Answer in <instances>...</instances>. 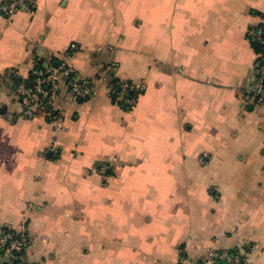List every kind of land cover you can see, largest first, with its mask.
Instances as JSON below:
<instances>
[{"label":"crops","instance_id":"obj_1","mask_svg":"<svg viewBox=\"0 0 264 264\" xmlns=\"http://www.w3.org/2000/svg\"><path fill=\"white\" fill-rule=\"evenodd\" d=\"M261 26L264 0H32L0 12V225L26 227L28 264H198L222 250L264 264V102L245 99ZM73 45L91 95L73 99L62 83L55 132L43 113L23 117L18 86ZM114 80L143 87L132 108L113 101Z\"/></svg>","mask_w":264,"mask_h":264},{"label":"built area","instance_id":"obj_2","mask_svg":"<svg viewBox=\"0 0 264 264\" xmlns=\"http://www.w3.org/2000/svg\"><path fill=\"white\" fill-rule=\"evenodd\" d=\"M32 0H6L0 6V12L4 17H13L19 12L31 7ZM250 39L263 46L257 53L254 62V70L257 76L255 89L252 94L245 96L246 100L256 99L264 102V27H257L249 32ZM102 49H99L101 51ZM76 51L73 45L70 54L58 63V67L34 69L31 73L32 81L29 84L23 81L19 84V94L22 101V115L32 119L45 114L55 128V132L64 130V116L58 102V96L63 82H67L70 96L76 100H85L91 95V82L73 76L74 71L70 66V60ZM129 89L138 93L143 91L141 85L124 83L117 94V100L125 101L129 106L135 104V100L127 99ZM59 149V141L54 139L49 148V153L56 154ZM115 160H105L101 167V173L108 172ZM30 247V239L26 227L18 229L0 225V251L9 257V261L18 260L20 264H28L25 253ZM247 259L243 253L227 250L212 251L198 264H246ZM178 264H190L187 259L181 257Z\"/></svg>","mask_w":264,"mask_h":264},{"label":"trees","instance_id":"obj_3","mask_svg":"<svg viewBox=\"0 0 264 264\" xmlns=\"http://www.w3.org/2000/svg\"><path fill=\"white\" fill-rule=\"evenodd\" d=\"M261 27H262V26H261ZM251 40H252V39H251ZM252 45L254 46V49H255L256 53L261 52L262 49H263V46L260 45L259 43H257V42L254 41V40H252ZM36 69H43L42 64L38 65V66L36 67ZM31 81H32V77H31V75H30V77H29V79L27 80V82L30 84ZM113 84H114V89H113L112 99H113V101L116 102V101H117V94L120 92V87H121L122 84L119 83L117 80H114V81H113ZM128 84H130V83H128ZM131 85H132V84H131ZM141 93H142V92L138 93V92H136V91H134V90L129 89V91H128L127 95H126V98H127V99H133V100H135V102H136L137 99H138V97H139V95H140ZM117 102H118V101H117ZM119 104H121L122 106H124V107H126V108H127V107H128V108H132L131 106L127 105V104L125 103V101H120ZM9 264H20V263H19L18 260H12V261L9 262Z\"/></svg>","mask_w":264,"mask_h":264},{"label":"water","instance_id":"obj_4","mask_svg":"<svg viewBox=\"0 0 264 264\" xmlns=\"http://www.w3.org/2000/svg\"><path fill=\"white\" fill-rule=\"evenodd\" d=\"M58 65H59V64L56 63V64H54L53 66H54V67H58ZM48 155H51V153H48Z\"/></svg>","mask_w":264,"mask_h":264},{"label":"rangeland","instance_id":"obj_5","mask_svg":"<svg viewBox=\"0 0 264 264\" xmlns=\"http://www.w3.org/2000/svg\"><path fill=\"white\" fill-rule=\"evenodd\" d=\"M117 160L115 159V162H116ZM118 162V161H117Z\"/></svg>","mask_w":264,"mask_h":264}]
</instances>
